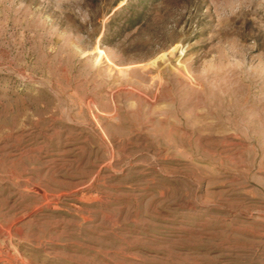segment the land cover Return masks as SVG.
<instances>
[{
    "label": "rangeland",
    "instance_id": "obj_1",
    "mask_svg": "<svg viewBox=\"0 0 264 264\" xmlns=\"http://www.w3.org/2000/svg\"><path fill=\"white\" fill-rule=\"evenodd\" d=\"M114 2L0 0V264H264V0Z\"/></svg>",
    "mask_w": 264,
    "mask_h": 264
},
{
    "label": "trees",
    "instance_id": "obj_2",
    "mask_svg": "<svg viewBox=\"0 0 264 264\" xmlns=\"http://www.w3.org/2000/svg\"><path fill=\"white\" fill-rule=\"evenodd\" d=\"M160 1L161 0H115L112 4V9L117 8L121 4L123 5L115 11L110 18L104 36L107 37L111 26H113L111 28L114 30V37H117L121 32L131 30L138 23L144 26L146 22L145 17L153 14L154 8ZM163 1L167 3L170 0Z\"/></svg>",
    "mask_w": 264,
    "mask_h": 264
}]
</instances>
